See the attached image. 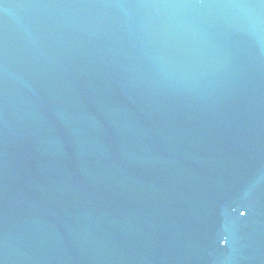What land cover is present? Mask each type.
Returning <instances> with one entry per match:
<instances>
[{"label": "water", "instance_id": "water-1", "mask_svg": "<svg viewBox=\"0 0 264 264\" xmlns=\"http://www.w3.org/2000/svg\"><path fill=\"white\" fill-rule=\"evenodd\" d=\"M0 264H264V0H0Z\"/></svg>", "mask_w": 264, "mask_h": 264}]
</instances>
